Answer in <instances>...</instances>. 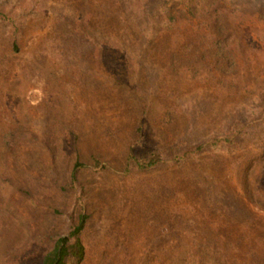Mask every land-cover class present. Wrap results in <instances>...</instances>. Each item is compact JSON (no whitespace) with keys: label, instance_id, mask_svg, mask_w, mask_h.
Here are the masks:
<instances>
[{"label":"rangeland","instance_id":"1","mask_svg":"<svg viewBox=\"0 0 264 264\" xmlns=\"http://www.w3.org/2000/svg\"><path fill=\"white\" fill-rule=\"evenodd\" d=\"M187 2L0 0V264L80 212V264H264V10ZM237 118L234 146L124 171L136 125L143 150Z\"/></svg>","mask_w":264,"mask_h":264},{"label":"trees","instance_id":"2","mask_svg":"<svg viewBox=\"0 0 264 264\" xmlns=\"http://www.w3.org/2000/svg\"><path fill=\"white\" fill-rule=\"evenodd\" d=\"M199 0H188L186 9L182 13L194 16L195 8ZM259 4H258V3ZM257 7H262L264 10V0H257ZM0 17L5 18V15L0 12ZM14 46L16 47L15 43ZM264 102V94L262 95ZM246 129V123L237 118L233 120L225 129L221 136L215 135L208 140L189 143L184 137L176 138L167 143L149 145L143 150L138 148L143 134L142 127L136 125L135 135L131 141L124 166L125 172L139 171L147 172L158 168L160 165L171 162L173 164H181L188 161L193 154L203 152L215 147L219 144L226 146H234L239 140L240 135ZM112 135V132H110ZM11 135H7V142L10 141ZM95 163L99 164V159L105 156L99 154L93 156ZM99 157V159H97ZM87 215L80 212L75 221H72L70 228L65 236H59L43 256L41 264H80L85 256V247L81 240V232L86 223ZM197 237L196 231L192 234V239L195 241ZM214 253L219 255L218 240L215 241Z\"/></svg>","mask_w":264,"mask_h":264}]
</instances>
